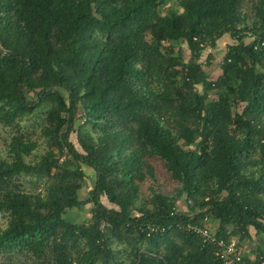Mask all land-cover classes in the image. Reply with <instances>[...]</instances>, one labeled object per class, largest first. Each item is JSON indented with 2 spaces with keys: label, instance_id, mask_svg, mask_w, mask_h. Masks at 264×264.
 <instances>
[{
  "label": "trees",
  "instance_id": "trees-1",
  "mask_svg": "<svg viewBox=\"0 0 264 264\" xmlns=\"http://www.w3.org/2000/svg\"><path fill=\"white\" fill-rule=\"evenodd\" d=\"M0 125V264L264 263V0H0Z\"/></svg>",
  "mask_w": 264,
  "mask_h": 264
},
{
  "label": "rangeland",
  "instance_id": "rangeland-1",
  "mask_svg": "<svg viewBox=\"0 0 264 264\" xmlns=\"http://www.w3.org/2000/svg\"><path fill=\"white\" fill-rule=\"evenodd\" d=\"M171 3L168 2L166 3V7H170ZM175 6V5H174ZM251 10H252V5L248 4L246 6H244L243 11L247 12L248 14H251ZM251 38L246 39V42L249 43L251 42ZM232 42V40L230 39L229 35H225L223 37V39H221L218 43V46H216V48H208L202 55L201 57V62H206L208 55L212 54L213 55V61L211 63V66L209 68H206L207 71L210 72V77L211 79H216L218 74H220V70H219V64L222 60L223 54L226 51L227 45L230 44ZM185 52L186 51V47L183 45L182 46ZM201 90V87L199 88ZM29 125H31V121L27 122ZM79 126V125H78ZM38 128L36 127V129H34L31 125L29 132H33V134H31V138L33 140H38V134L36 132H38ZM14 131L11 128H7L4 127L3 125H0V155L3 157L7 156V151H8V144L11 142V137L12 135H14ZM70 140L73 142H76V135L73 134L70 137ZM153 165L155 167L157 176H158V180L160 182V186L162 184V189L164 191V193L168 194V195H173L175 194L177 188L179 187L177 183L173 182L171 180V178H169V174L167 173V171L165 170L163 164L161 161H154L152 160ZM23 184H24V190L25 191H35L37 190V185H35L33 182H29L28 180H22ZM91 187V179L88 178V180L86 181V184L84 186V188L81 191V199H84L86 197V194L88 192V189ZM147 186L144 187V192H146ZM41 191V190H39ZM182 202H181V206H182ZM92 208V206L87 205L84 209V211H80L79 213L76 212L78 209H72L67 213V220L72 221L74 223H79L80 221L86 220L89 215H90V209ZM215 228V227H214ZM213 228V229H214ZM215 230V229H214ZM264 241V239H263ZM251 246L250 243H245L243 246L247 247ZM23 261V260H22ZM24 262V261H23ZM25 264H33L32 261H27L25 260Z\"/></svg>",
  "mask_w": 264,
  "mask_h": 264
},
{
  "label": "built area",
  "instance_id": "built-area-1",
  "mask_svg": "<svg viewBox=\"0 0 264 264\" xmlns=\"http://www.w3.org/2000/svg\"><path fill=\"white\" fill-rule=\"evenodd\" d=\"M177 212L174 210L172 215H176ZM1 219L2 211L0 210V221ZM185 229L187 232L199 237L204 244H210L215 248L214 255L217 257L219 264H245V258L247 257L246 248L241 245L238 239L233 238L229 241L218 239L215 230L210 227L209 223L187 224ZM147 230L148 235H150L158 231L159 228L149 226ZM164 230L162 229V231Z\"/></svg>",
  "mask_w": 264,
  "mask_h": 264
},
{
  "label": "crops",
  "instance_id": "crops-1",
  "mask_svg": "<svg viewBox=\"0 0 264 264\" xmlns=\"http://www.w3.org/2000/svg\"><path fill=\"white\" fill-rule=\"evenodd\" d=\"M76 212H80V210H77ZM264 239V236H262L261 238H259V240H258V242H257V240H256V238L254 239L255 241H254V244H258L259 245V243H260V241H262ZM262 246L264 247V242L262 243ZM250 257L253 259L254 258V255L252 254V255H250ZM264 264V263H263Z\"/></svg>",
  "mask_w": 264,
  "mask_h": 264
},
{
  "label": "water",
  "instance_id": "water-1",
  "mask_svg": "<svg viewBox=\"0 0 264 264\" xmlns=\"http://www.w3.org/2000/svg\"><path fill=\"white\" fill-rule=\"evenodd\" d=\"M80 125V122L77 123V126Z\"/></svg>",
  "mask_w": 264,
  "mask_h": 264
}]
</instances>
